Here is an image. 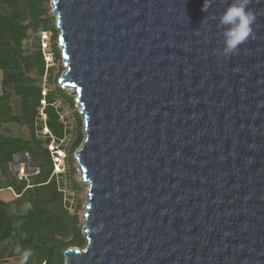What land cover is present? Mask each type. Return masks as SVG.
<instances>
[{"label": "water", "instance_id": "obj_1", "mask_svg": "<svg viewBox=\"0 0 264 264\" xmlns=\"http://www.w3.org/2000/svg\"><path fill=\"white\" fill-rule=\"evenodd\" d=\"M229 2L52 0L87 188L63 264H264V0L221 56Z\"/></svg>", "mask_w": 264, "mask_h": 264}, {"label": "trees", "instance_id": "obj_2", "mask_svg": "<svg viewBox=\"0 0 264 264\" xmlns=\"http://www.w3.org/2000/svg\"><path fill=\"white\" fill-rule=\"evenodd\" d=\"M46 1L0 0V174L5 179L0 189L15 195L12 202L0 197V264H7L11 258L19 264L15 251L18 246L31 250L27 264H63L65 250L86 244L77 215L69 212L62 174L54 173L53 154L48 149L51 142L60 143L68 133L57 102L73 108L74 98L60 88L47 89L42 94V79L51 76L53 68L45 64L40 36L49 32L55 38L57 34L56 21L45 8ZM53 56L55 61L60 59L56 48ZM40 109L45 120L40 119ZM76 117L78 135L65 161L67 176L77 189L72 153L84 136L80 130L82 119L77 113ZM8 123L24 125L29 137L4 135L2 128ZM43 128L47 133L41 136ZM19 153L30 157L36 174L18 179L11 173L9 165Z\"/></svg>", "mask_w": 264, "mask_h": 264}, {"label": "rangeland", "instance_id": "obj_3", "mask_svg": "<svg viewBox=\"0 0 264 264\" xmlns=\"http://www.w3.org/2000/svg\"><path fill=\"white\" fill-rule=\"evenodd\" d=\"M45 8L48 10L49 15L52 16L54 20H56L55 15L53 14L52 0H47L45 2ZM59 36H60L59 29H57V34L55 38L49 32L42 33L40 36V47H41V51L43 54L45 64L46 66L53 68V72L51 76L45 75L42 79V83H41L43 87L42 94L44 95L47 89L54 90L55 88H60L65 93L71 95L74 98V105H73V108H71L67 104L63 103L62 101L57 102V106L61 108L62 110L61 120L63 124L65 125V127L67 128L68 133H66V136L60 143L55 144L51 142L48 145V149L53 154L52 160L54 163V173L59 174V175L62 174V177L60 180L63 182V185H64L65 200L68 203L69 212L71 214L77 215L78 226L80 227L81 234L83 235L82 233L83 211H84V201H85V195L87 193V188L83 186L78 179V174H77L78 161L75 158V152L80 148L81 145L74 151V153H72V158L74 160L73 161V166H74L73 179L79 185V188L77 189L70 182L67 176L68 167L65 161V159L68 156L67 151L71 148L73 142L76 140V137L78 135L79 128L77 124L76 113L78 114L80 108L77 106L75 102L76 95H74L73 93H69L65 89V87L61 85L60 83V78L63 76L66 69L63 66L61 54H60V59L58 61H55L54 56H53L54 48H56L60 52ZM31 46L32 45L29 44L28 48H30ZM1 91H2V88H1V71H0V94H1ZM41 103L43 106L44 102L42 101ZM15 110H16V107H15ZM40 119L45 120V116L42 113V109H40ZM80 130L84 136L83 121H82V125L80 126ZM2 133L4 135H11L15 137H25V138L29 137V130L27 129V127H25L24 125H19V124L8 123V124L3 125ZM46 133H47V130L43 128L40 134L41 136H43ZM37 134L39 133L37 132ZM59 146H61L63 149H61ZM30 164H31L30 157L26 153H19L14 156L12 163H10L9 165V170L18 179L22 177H28L38 172L37 169L34 167H31ZM4 184H5V179L0 174V187H2ZM0 197L6 202H12L15 198V195L12 193V191H9L7 189H0ZM83 237L85 238V235H83ZM16 262H17V259L15 258H11L7 260V264H11V263L15 264Z\"/></svg>", "mask_w": 264, "mask_h": 264}, {"label": "clouds", "instance_id": "obj_4", "mask_svg": "<svg viewBox=\"0 0 264 264\" xmlns=\"http://www.w3.org/2000/svg\"><path fill=\"white\" fill-rule=\"evenodd\" d=\"M212 2L213 0H204L201 10L207 13ZM249 3L250 0H230L219 17L212 16V19L217 22L219 35L222 37V48L219 50V55L235 54L240 45L250 38H255L253 25L257 17L255 12L248 7ZM15 251L20 258L19 264H27L32 255L31 250L18 246Z\"/></svg>", "mask_w": 264, "mask_h": 264}, {"label": "crops", "instance_id": "obj_5", "mask_svg": "<svg viewBox=\"0 0 264 264\" xmlns=\"http://www.w3.org/2000/svg\"><path fill=\"white\" fill-rule=\"evenodd\" d=\"M1 77H2V75H1Z\"/></svg>", "mask_w": 264, "mask_h": 264}]
</instances>
